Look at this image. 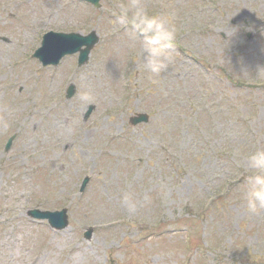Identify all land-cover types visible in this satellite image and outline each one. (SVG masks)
I'll return each instance as SVG.
<instances>
[{
  "label": "rangeland",
  "instance_id": "1",
  "mask_svg": "<svg viewBox=\"0 0 264 264\" xmlns=\"http://www.w3.org/2000/svg\"><path fill=\"white\" fill-rule=\"evenodd\" d=\"M125 2L0 0V264H264V209L243 201L264 148V0H143L179 29L156 83L116 22ZM51 29L100 41L46 67L31 54ZM65 207L58 229L27 214Z\"/></svg>",
  "mask_w": 264,
  "mask_h": 264
},
{
  "label": "clouds",
  "instance_id": "2",
  "mask_svg": "<svg viewBox=\"0 0 264 264\" xmlns=\"http://www.w3.org/2000/svg\"><path fill=\"white\" fill-rule=\"evenodd\" d=\"M117 23L128 28L132 47L138 49L141 71L153 83L174 62L179 29L173 15L153 13L143 0H126L119 5ZM88 101L87 94L81 97ZM250 174L244 177L243 201L250 213L264 209V148L251 152L246 161Z\"/></svg>",
  "mask_w": 264,
  "mask_h": 264
},
{
  "label": "water",
  "instance_id": "3",
  "mask_svg": "<svg viewBox=\"0 0 264 264\" xmlns=\"http://www.w3.org/2000/svg\"><path fill=\"white\" fill-rule=\"evenodd\" d=\"M98 41V38L95 33L90 34L88 37H83L81 35L75 34H55L49 33L45 35L44 44L38 51L37 55L45 62L56 63L61 57L67 53H72L77 50L84 44L87 45V48L82 51L81 62L86 61L89 56L91 47ZM72 92H70V95ZM149 118L148 115L141 114L136 118H133V123H138L141 121H147ZM42 216L41 214H37ZM53 220V217L56 214H46Z\"/></svg>",
  "mask_w": 264,
  "mask_h": 264
}]
</instances>
